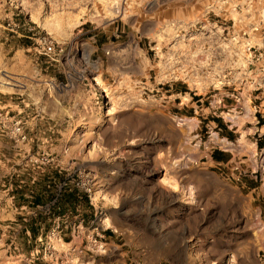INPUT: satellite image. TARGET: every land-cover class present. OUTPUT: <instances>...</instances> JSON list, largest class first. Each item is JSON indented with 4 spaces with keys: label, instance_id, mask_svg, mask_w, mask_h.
Instances as JSON below:
<instances>
[{
    "label": "rangeland",
    "instance_id": "1",
    "mask_svg": "<svg viewBox=\"0 0 264 264\" xmlns=\"http://www.w3.org/2000/svg\"><path fill=\"white\" fill-rule=\"evenodd\" d=\"M212 2L0 0V111L26 134L0 175V264H60L53 238L22 237L29 221L108 226L135 264H264V37L239 35L232 53ZM244 14H229L234 34ZM244 42L262 58L248 63ZM214 147L231 159L205 160ZM31 179L75 187L85 211L60 222L49 197L20 208Z\"/></svg>",
    "mask_w": 264,
    "mask_h": 264
},
{
    "label": "crops",
    "instance_id": "2",
    "mask_svg": "<svg viewBox=\"0 0 264 264\" xmlns=\"http://www.w3.org/2000/svg\"><path fill=\"white\" fill-rule=\"evenodd\" d=\"M262 1L263 3L259 2V6L261 4H264V0ZM242 110V114H244V117L249 118L250 108L248 116H245L246 108L244 105L242 106ZM253 111L255 112L256 110ZM254 112L252 113L253 118H255ZM233 113L236 114V117L233 121H230L232 123H239L242 118V115H238L236 111H233ZM2 139L7 140L10 145L13 142L11 138L0 134V140ZM14 143V147H18V149H13V151H11L6 146V148H4V146L2 147V143L0 142V175L2 172L7 171V169L9 168V162H11L12 159L16 156H18L20 160H23L22 158L25 154L24 150L21 149V145H19L18 141ZM199 147L200 140L198 141L197 145V148ZM247 149L253 152V150L256 149L255 143H249L247 145ZM203 155H205V160L209 159V161L214 164H226L231 159L230 152L223 151L215 147L208 151V156L206 155V153H203ZM47 173L50 172L46 171L45 175H42L45 176L44 179H48V176H46ZM33 180L34 179L30 180L31 188L27 190L28 195L24 194V197L32 199L33 196H39L40 198L43 197L46 199L48 195L53 196V198L49 197V199L43 206L48 212V208L46 206H50L52 204L55 196L58 194V191L62 186H55L53 184L54 182L49 180L41 181V183L38 180ZM19 181L22 182V180ZM36 186H39V189H36ZM5 188L7 189L8 187L6 186ZM22 204L24 205H20V208L28 204L32 205L30 200L23 201ZM27 207L36 208L39 207V205L36 204L33 205V207ZM62 207H64V212L60 214V216H56V218L60 217V222L64 221L70 215L74 217V214H77L75 212L77 211L78 207L85 211V204L80 200L77 201V203H74L73 205L64 204ZM93 212H95V210H93ZM26 213L32 214V216L27 214L28 219L33 217V214L35 215V212L32 213L31 211ZM1 215H3V213L1 212L0 207V218L2 217ZM107 227L108 226H97L80 230L79 228H66V226L63 225L59 229L50 232L48 230L44 232L38 231L33 234L29 230H25L23 231L22 237H26V241L31 240L33 243L35 242V240H38L42 237L49 238L52 244L54 240V243L57 247V250H55L54 255L56 257H59L60 264H135L134 262H132V259L127 256L126 252L122 250V244L117 243L116 234H114V230H111V228L107 229ZM52 238L53 240H51ZM12 243L15 245L18 243V241H12ZM99 246L101 248H99ZM26 260L28 261H22V264L31 263V260Z\"/></svg>",
    "mask_w": 264,
    "mask_h": 264
},
{
    "label": "built area",
    "instance_id": "3",
    "mask_svg": "<svg viewBox=\"0 0 264 264\" xmlns=\"http://www.w3.org/2000/svg\"><path fill=\"white\" fill-rule=\"evenodd\" d=\"M258 0H213L211 3L213 10L217 11L216 13L222 17L227 16V20H229V23L223 28L225 29L226 33L224 38V43L228 46V50H230L232 53H234V44H237L239 42V35L246 38V35L248 32L256 34L261 33V37H264V13H261L262 9H256L254 7V4ZM259 10V11H258ZM241 12L243 11L245 14L244 16H255L253 21L246 22V23H240L239 22V29H237V33H233L235 30V25L233 22V19L231 17L228 18L229 14L231 12ZM6 29L12 32H16L18 25L13 22L7 21L5 23ZM263 35V36H262ZM43 50L46 52L52 51V44L51 43H44L42 46ZM244 51L247 52L249 62L252 60L258 61L260 58H262V54L260 51L257 53H254L257 49V47L254 46V44H248V42H244L243 44ZM264 67V66H263ZM260 68V67H257ZM264 72V69H262V73ZM257 113L260 117L261 123L259 125L260 128V135L262 143L264 144V108L261 110H257ZM255 122H258V120H255ZM257 130V127L255 131ZM0 134L5 135L9 138H11L14 141L18 142H24L26 140V134L23 131L22 123L20 119H15L11 116L7 115V111L1 112L0 111ZM264 146V145H263ZM83 191L86 193L85 195L90 200V187L84 186ZM90 203V201H89ZM99 248H101L99 246Z\"/></svg>",
    "mask_w": 264,
    "mask_h": 264
},
{
    "label": "trees",
    "instance_id": "4",
    "mask_svg": "<svg viewBox=\"0 0 264 264\" xmlns=\"http://www.w3.org/2000/svg\"><path fill=\"white\" fill-rule=\"evenodd\" d=\"M23 41H28V40L24 39ZM197 98H198L197 96H193V99L196 100ZM210 119L217 122V127L220 128L225 133V136L226 135L228 136L231 134V132L226 129L225 125L221 123L220 118L211 117ZM263 145L264 144L262 142H258L257 148H261ZM47 197L53 198V196H49V195ZM79 200L86 202V197L84 196V194H82L80 191H78L75 187L62 186L59 189L58 194L55 196L54 201L52 202V204L49 207L56 208L57 209V215H59V214H62L64 212V207H62L64 204L73 205L74 203H77V201H79ZM41 202H42V200L39 196H33L32 200H31L32 205L40 204ZM42 219H43V223L46 224L45 218L42 217ZM29 222H30L28 225L29 231L34 234L35 229H36V227L34 226V222H32V221H29Z\"/></svg>",
    "mask_w": 264,
    "mask_h": 264
},
{
    "label": "bare ground",
    "instance_id": "5",
    "mask_svg": "<svg viewBox=\"0 0 264 264\" xmlns=\"http://www.w3.org/2000/svg\"><path fill=\"white\" fill-rule=\"evenodd\" d=\"M192 125H194V124H192Z\"/></svg>",
    "mask_w": 264,
    "mask_h": 264
}]
</instances>
